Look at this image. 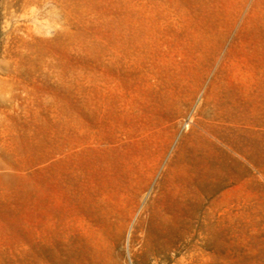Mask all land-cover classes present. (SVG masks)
<instances>
[{"label":"rangeland","instance_id":"rangeland-1","mask_svg":"<svg viewBox=\"0 0 264 264\" xmlns=\"http://www.w3.org/2000/svg\"><path fill=\"white\" fill-rule=\"evenodd\" d=\"M0 264H264V0H0Z\"/></svg>","mask_w":264,"mask_h":264},{"label":"bare ground","instance_id":"bare-ground-1","mask_svg":"<svg viewBox=\"0 0 264 264\" xmlns=\"http://www.w3.org/2000/svg\"><path fill=\"white\" fill-rule=\"evenodd\" d=\"M21 16V15H20ZM22 18H24V17H22ZM26 18V20H29L30 22L32 21V22H36V17L34 16V15H29V16H27V17H25ZM48 28V27H47ZM48 30H50V29H48ZM143 209V205H142V207L140 208V211L139 212H141V210ZM132 231H133V225H131L129 228H128V231H127V234H126V239H127V241H129L130 240V238H131V235H132Z\"/></svg>","mask_w":264,"mask_h":264}]
</instances>
